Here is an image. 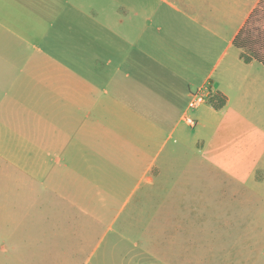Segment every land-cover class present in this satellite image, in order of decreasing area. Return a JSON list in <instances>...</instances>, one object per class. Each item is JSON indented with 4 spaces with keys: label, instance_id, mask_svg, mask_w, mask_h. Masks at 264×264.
I'll list each match as a JSON object with an SVG mask.
<instances>
[{
    "label": "crops",
    "instance_id": "0c3cea01",
    "mask_svg": "<svg viewBox=\"0 0 264 264\" xmlns=\"http://www.w3.org/2000/svg\"><path fill=\"white\" fill-rule=\"evenodd\" d=\"M261 1L0 0V137L34 138L37 147V161L10 165L31 179L47 162L61 164L51 147L63 145L57 154L77 161L68 171L79 183L73 199L57 196L77 212L62 225L79 215L77 223L102 222L123 191L122 210L133 204L132 216L172 188L160 177L173 153L160 169L166 141L160 147L157 137H196L199 127V137H217L210 168L218 189L249 205L247 191L264 179L238 178L264 172V160L253 164L264 137V65L245 62L233 42ZM205 86L211 100L190 109ZM214 95L225 98L221 109ZM68 171L60 187L70 184ZM91 238L82 251L58 240L26 248L21 263L79 264L73 255L86 253Z\"/></svg>",
    "mask_w": 264,
    "mask_h": 264
},
{
    "label": "rangeland",
    "instance_id": "374dc122",
    "mask_svg": "<svg viewBox=\"0 0 264 264\" xmlns=\"http://www.w3.org/2000/svg\"><path fill=\"white\" fill-rule=\"evenodd\" d=\"M250 28L255 38L264 36V4ZM194 132L196 137H157L160 147L166 141L158 159L160 169L163 160L173 153L174 161L165 166L166 173L160 177L172 188L156 191L153 200L144 202L136 215L130 214L133 204L122 210L121 198L128 192L123 191L117 203L107 208L96 206L101 212L106 208L102 222L77 223L79 215L63 225L77 212L75 208L64 211L66 204L57 196L63 192L74 198L79 181L76 172L68 170L70 164L76 170L77 161L60 158L57 151L63 145L57 151L52 146L53 162L59 158L61 164L47 162L43 173L26 179L10 162L22 166L37 161L30 158V151L37 150L34 138L29 143L23 137H0V249L6 250L5 255L0 253V264H22L24 249L56 242L58 231L62 232L59 244L79 251L92 235L88 251L73 255L79 264H264V184L251 185L245 195L249 205L237 203L229 197L230 191L219 190V181L210 168L217 137H199V127ZM255 150L253 164L260 166L264 137L256 140ZM204 165L207 168H200ZM66 171L70 184L60 187V177ZM251 179L261 181L264 172L256 168L248 177L238 178ZM200 199H206L207 204ZM42 233L48 238H39Z\"/></svg>",
    "mask_w": 264,
    "mask_h": 264
},
{
    "label": "trees",
    "instance_id": "16d2710c",
    "mask_svg": "<svg viewBox=\"0 0 264 264\" xmlns=\"http://www.w3.org/2000/svg\"><path fill=\"white\" fill-rule=\"evenodd\" d=\"M264 4L262 0L256 10L252 13L249 20L245 24L244 28L235 38L233 44L236 48L242 51V58L245 62L255 60L264 65V36L261 38H255L252 34L250 24L255 16L259 13V7ZM226 103V100L221 95H214L211 104L218 110L221 109Z\"/></svg>",
    "mask_w": 264,
    "mask_h": 264
},
{
    "label": "built area",
    "instance_id": "2783aa9c",
    "mask_svg": "<svg viewBox=\"0 0 264 264\" xmlns=\"http://www.w3.org/2000/svg\"><path fill=\"white\" fill-rule=\"evenodd\" d=\"M212 98L211 89L204 87L194 95H192L191 100L188 103L190 109H196L201 105L208 103Z\"/></svg>",
    "mask_w": 264,
    "mask_h": 264
}]
</instances>
